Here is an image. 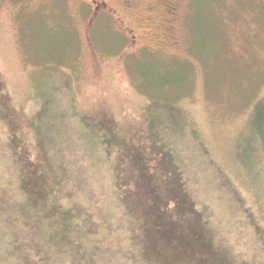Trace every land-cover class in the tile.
<instances>
[{
    "label": "rangeland",
    "instance_id": "374dc122",
    "mask_svg": "<svg viewBox=\"0 0 264 264\" xmlns=\"http://www.w3.org/2000/svg\"><path fill=\"white\" fill-rule=\"evenodd\" d=\"M96 1L0 0V264H264V0Z\"/></svg>",
    "mask_w": 264,
    "mask_h": 264
},
{
    "label": "trees",
    "instance_id": "16d2710c",
    "mask_svg": "<svg viewBox=\"0 0 264 264\" xmlns=\"http://www.w3.org/2000/svg\"><path fill=\"white\" fill-rule=\"evenodd\" d=\"M151 111H152L154 117H156V116L159 117V115L162 116L160 119L162 122H164V120H167L169 127H167L166 125L161 127L160 123L158 122L159 123L158 128L160 129V131H158V133H160V136H158V137L163 142H165V144L169 147V149H171V152L174 156V159L176 158V160H177L176 153L179 152V150H178L176 143H175L176 136L174 134L177 133L176 132L177 128H180V127L182 128L183 120L181 117L182 116L181 113L178 112V110H176L173 106L161 104L159 102H156L151 106ZM177 131H179V130H177ZM250 131L252 134V136H251L252 142L251 143L250 142L249 143H245V142L240 143L239 148H238L239 161H240L241 167L243 168L244 173L247 175L246 177H247L253 191L255 192L256 197L258 198V200L260 199L261 201L264 202V189H263L264 188V98L260 99L255 104V107H254V110L252 113ZM90 142H92V140ZM92 147L93 146H90V148H92ZM3 154H5V153H3ZM2 158L4 161L9 159L7 154H6V158L3 156H2ZM12 158H14V154H13ZM17 160H18V156H17ZM18 162H19V160H18ZM23 163H24V160H23ZM23 163L21 164V162H20V165H21L20 168L16 167V169H19V170L21 169L22 171H25V168L23 167L24 166ZM12 164L15 166L14 161H12ZM5 165L6 166L3 168V172L0 176V178H2V179H3L4 175H6L8 177L10 174L9 168H8L6 163H5ZM8 189L10 190V192L8 190V193L11 194V191L13 190L11 183L9 184ZM21 205H23V204L21 203ZM30 207L35 209L37 206H35L33 204L29 205V203H28L27 205H24L22 209L20 208V211H22L24 216H27V213H29L30 211H33L32 209H30ZM33 212L35 213V211H33ZM98 214H99V219L101 220L100 221V223H101L102 217L104 216V212L100 211V212H98ZM41 215H43V214H41ZM79 215L81 216L82 213L80 212ZM46 217L48 218L47 213H46ZM84 220H86V219H84ZM26 221H27V223L29 221L27 219V217H26ZM89 222H90V220L84 221V224L87 225ZM29 223H30V221H29ZM91 223L93 224V221H91ZM34 224L38 230L42 226H44L41 219L34 220ZM44 231H45V228H44ZM35 232H36V234H35L36 235L35 236V241H36L35 243L36 244L35 243L33 244V249L35 251H37L36 246H38L40 244V242L42 240L41 238H43L44 232H42V233L37 232V231H35ZM39 233H40V235H39ZM37 241H39V242L37 243Z\"/></svg>",
    "mask_w": 264,
    "mask_h": 264
},
{
    "label": "flooded vegetation",
    "instance_id": "af4514ba",
    "mask_svg": "<svg viewBox=\"0 0 264 264\" xmlns=\"http://www.w3.org/2000/svg\"><path fill=\"white\" fill-rule=\"evenodd\" d=\"M93 2H94V3H97V1H96V0H93ZM105 5H106V4H105ZM97 6H99V5H97ZM97 6H96V7H97Z\"/></svg>",
    "mask_w": 264,
    "mask_h": 264
}]
</instances>
